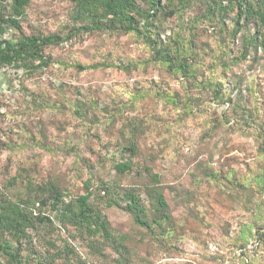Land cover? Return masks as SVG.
Segmentation results:
<instances>
[{
    "label": "rangeland",
    "instance_id": "1",
    "mask_svg": "<svg viewBox=\"0 0 264 264\" xmlns=\"http://www.w3.org/2000/svg\"><path fill=\"white\" fill-rule=\"evenodd\" d=\"M187 1L171 0L153 23L163 45L191 48L186 81L154 62L135 34L77 32L69 0L26 5L24 35L63 41L44 49L46 68L0 70V203L29 199L27 211L50 220L35 221L21 239L4 235L20 264H264V22L237 25L234 11L211 17L203 0ZM10 5L0 0L5 14ZM254 36L263 47L248 45ZM129 161V172L114 171ZM145 165L159 177L154 197L142 189ZM46 181L65 201L91 194L111 235L126 237L125 262L101 236L59 223ZM130 195L139 196L148 228L124 211ZM159 195L165 214L156 210Z\"/></svg>",
    "mask_w": 264,
    "mask_h": 264
},
{
    "label": "trees",
    "instance_id": "2",
    "mask_svg": "<svg viewBox=\"0 0 264 264\" xmlns=\"http://www.w3.org/2000/svg\"><path fill=\"white\" fill-rule=\"evenodd\" d=\"M30 0H11L10 9L7 14L0 10V70L2 68L26 69L28 72L37 71L40 68H46L50 64V59L45 57L43 51L50 46H57L62 43V38L58 35H24L20 31L19 19L23 16L26 5ZM72 3L73 22L78 25L76 31H93V30H118L123 33H132L141 37L147 44L152 53L154 62L162 65L166 72L171 75H177L183 80L192 77V66L188 63V54L191 48L179 44L172 46L169 41L165 45L158 39L156 26L153 24L156 14H161L165 7H171V0L165 4L162 0H145L147 7L141 8L136 0H69ZM165 1V0H163ZM264 0H203L205 13L208 16H218L222 10L234 11L235 23L239 25L240 21L258 20L264 22ZM188 3L187 0H177L178 7H184ZM168 5V6H167ZM175 6V7H177ZM255 6V7H254ZM18 31L15 39L5 37L9 30ZM151 29L154 30L151 31ZM75 33V32H74ZM157 37L154 40L151 36ZM255 44V45H254ZM248 45L255 47H263L258 41V37L249 38ZM84 70L82 67H78ZM191 83L200 90L211 89L210 84H205L203 80L197 82L192 78ZM207 85V86H206ZM214 98L217 96L214 95ZM129 152L131 155L139 151L135 150V145L129 143ZM127 149V148H126ZM135 152V153H134ZM150 154L148 158H144L145 163H151ZM131 162L118 163L113 169L118 174H124L131 170ZM144 172L150 179L149 185H143L144 193L149 197L156 195L159 177L157 174L151 173V167L145 165ZM43 191L48 192L51 200L49 205L50 211L58 216L61 225H72L76 231L86 238H94L101 236L104 243L110 247V250L116 256V261H126L129 254L125 248V236L113 237L108 230L107 222L100 216L98 212L88 203L90 193L77 197L74 200L65 201L64 196L50 182L46 181L41 184ZM105 194L108 190H103ZM109 194V193H108ZM158 212L165 214L167 206L164 199L157 196ZM138 195H130L124 205V211L128 213L133 222L142 228H148L147 220L144 218L145 208L140 203ZM38 211L47 205V199L36 201ZM28 208H30L29 199L25 202H2L0 203V264H20L18 261V251H16L11 243L5 239L4 235H10L13 239H21L25 237L26 231L34 227V222L39 223L49 221L45 216H33ZM53 261V260H52ZM52 261L50 264H52ZM45 263L46 261L43 260ZM49 264V262L47 261ZM65 264H74L69 260Z\"/></svg>",
    "mask_w": 264,
    "mask_h": 264
}]
</instances>
